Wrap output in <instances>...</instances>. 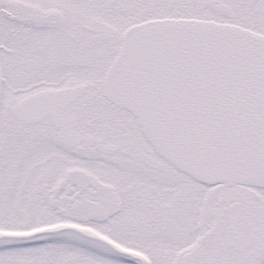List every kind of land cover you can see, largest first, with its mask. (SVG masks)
<instances>
[{
  "label": "snow or ice",
  "instance_id": "6c2138e0",
  "mask_svg": "<svg viewBox=\"0 0 264 264\" xmlns=\"http://www.w3.org/2000/svg\"><path fill=\"white\" fill-rule=\"evenodd\" d=\"M0 264H264V0H0Z\"/></svg>",
  "mask_w": 264,
  "mask_h": 264
}]
</instances>
